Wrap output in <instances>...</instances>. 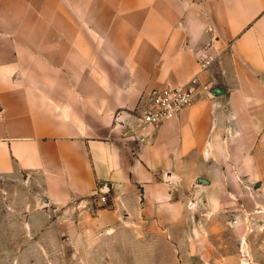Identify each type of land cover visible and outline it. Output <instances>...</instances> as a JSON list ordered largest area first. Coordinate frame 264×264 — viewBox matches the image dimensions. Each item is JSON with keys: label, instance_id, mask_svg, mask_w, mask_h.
<instances>
[{"label": "crops", "instance_id": "1", "mask_svg": "<svg viewBox=\"0 0 264 264\" xmlns=\"http://www.w3.org/2000/svg\"><path fill=\"white\" fill-rule=\"evenodd\" d=\"M194 77L208 96L139 130L141 94ZM200 177L264 181V0H0V185L114 230Z\"/></svg>", "mask_w": 264, "mask_h": 264}, {"label": "rangeland", "instance_id": "2", "mask_svg": "<svg viewBox=\"0 0 264 264\" xmlns=\"http://www.w3.org/2000/svg\"><path fill=\"white\" fill-rule=\"evenodd\" d=\"M197 179L177 185L172 210L125 216L114 230L97 223L95 205L76 228L67 213L50 225L23 184H2L0 264H264V181L202 188Z\"/></svg>", "mask_w": 264, "mask_h": 264}, {"label": "built area", "instance_id": "3", "mask_svg": "<svg viewBox=\"0 0 264 264\" xmlns=\"http://www.w3.org/2000/svg\"><path fill=\"white\" fill-rule=\"evenodd\" d=\"M213 62L211 55H202L199 58L200 72L208 70ZM210 91V86L199 77H194L187 84L177 88H158L142 94L134 114L139 122V130L157 127L176 118L182 110L208 96ZM98 202L102 205L109 203L105 195H101Z\"/></svg>", "mask_w": 264, "mask_h": 264}, {"label": "water", "instance_id": "4", "mask_svg": "<svg viewBox=\"0 0 264 264\" xmlns=\"http://www.w3.org/2000/svg\"><path fill=\"white\" fill-rule=\"evenodd\" d=\"M219 93H220V91H214L209 96H213L214 97V96L219 95ZM130 116L133 117V118H136V116L133 115V114H130ZM195 185L199 186V187H202V188H209L211 186V183L208 180L204 179V178H199V179H197L195 181Z\"/></svg>", "mask_w": 264, "mask_h": 264}]
</instances>
